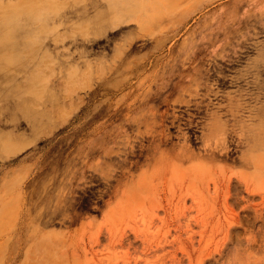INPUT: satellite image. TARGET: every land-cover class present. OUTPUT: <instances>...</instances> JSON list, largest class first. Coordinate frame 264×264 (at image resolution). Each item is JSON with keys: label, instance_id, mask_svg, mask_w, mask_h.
<instances>
[{"label": "rangeland", "instance_id": "obj_1", "mask_svg": "<svg viewBox=\"0 0 264 264\" xmlns=\"http://www.w3.org/2000/svg\"><path fill=\"white\" fill-rule=\"evenodd\" d=\"M0 41V264H264V0H0Z\"/></svg>", "mask_w": 264, "mask_h": 264}, {"label": "bare ground", "instance_id": "obj_2", "mask_svg": "<svg viewBox=\"0 0 264 264\" xmlns=\"http://www.w3.org/2000/svg\"><path fill=\"white\" fill-rule=\"evenodd\" d=\"M172 1V0H171ZM165 18V17H164ZM190 18V17H189ZM160 26V25H159ZM13 37H12V40H11V42H13ZM0 45H1V41H0ZM6 54V53H5ZM1 55V54H0ZM2 57H4L3 55H1ZM19 57V56H18ZM8 66V67H7ZM12 67H14L13 65L12 66H10L9 67V65H5V67H4V65H3V67H2V69H0V76H7V75H9L10 74V72H11V70L10 69H12Z\"/></svg>", "mask_w": 264, "mask_h": 264}]
</instances>
